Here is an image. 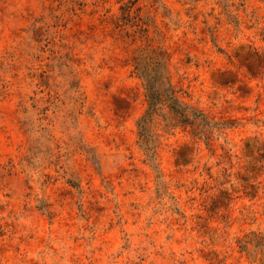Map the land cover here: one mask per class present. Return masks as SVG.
I'll return each mask as SVG.
<instances>
[{
    "label": "rangeland",
    "instance_id": "374dc122",
    "mask_svg": "<svg viewBox=\"0 0 264 264\" xmlns=\"http://www.w3.org/2000/svg\"><path fill=\"white\" fill-rule=\"evenodd\" d=\"M149 44L211 120L158 127L160 177L136 125ZM253 232L264 0H0V264H260Z\"/></svg>",
    "mask_w": 264,
    "mask_h": 264
},
{
    "label": "trees",
    "instance_id": "16d2710c",
    "mask_svg": "<svg viewBox=\"0 0 264 264\" xmlns=\"http://www.w3.org/2000/svg\"><path fill=\"white\" fill-rule=\"evenodd\" d=\"M132 1L124 9V18H130ZM139 10V8H137ZM168 55L160 47L146 45L138 48L132 57V72L142 81L146 98L145 112L138 118V143L143 149L147 160L160 177L156 161L158 146V127L180 126L191 127L190 132L205 140L209 137L210 119L200 109L182 99L179 90L171 82L168 68ZM76 91V90H74ZM241 251L249 252V245L254 247V255L260 264H264V233H252L239 240ZM256 257V256H255ZM255 259V258H254Z\"/></svg>",
    "mask_w": 264,
    "mask_h": 264
}]
</instances>
